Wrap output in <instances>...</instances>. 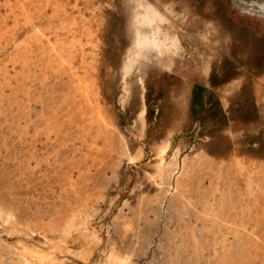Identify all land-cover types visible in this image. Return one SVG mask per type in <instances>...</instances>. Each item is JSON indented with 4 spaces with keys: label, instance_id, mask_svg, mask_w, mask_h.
<instances>
[{
    "label": "bare ground",
    "instance_id": "obj_1",
    "mask_svg": "<svg viewBox=\"0 0 264 264\" xmlns=\"http://www.w3.org/2000/svg\"><path fill=\"white\" fill-rule=\"evenodd\" d=\"M162 2V0H156L158 4H155L153 0H126L130 15V42L124 52L123 62L120 68L122 79V103L128 99L130 94L128 78L136 69L149 63H157L159 66L168 69L171 65L172 57L177 55L181 49L177 35L169 30V26H172L165 13L166 11L170 12V10L165 5L160 7ZM103 3L106 4L103 5ZM107 6H111L109 0H0V148L4 149L8 154L9 151H11L9 149L10 146L13 148L15 145H20L23 149L26 148V154L23 156L24 165L20 162V166L22 164L23 170L30 171L31 176L38 172V174H42L41 177H45V172L49 169V172L53 173L55 183L62 188L61 192L66 197L64 202L66 204L69 201L68 196L69 193H71L70 191L74 190V188L79 185L77 179L72 176L73 170H76L78 174H76V176H78V178H80L81 175L82 177L84 175L88 178V175L90 176L92 172V168L96 169L97 164L103 167V165L107 163L105 157L115 152V147H117L115 145L116 140L119 141V157H124L130 163L137 162L143 152L139 149L136 154L133 155L127 151L126 143L124 144L123 139L117 138L116 136V127L106 107L101 66L104 65L102 64V46L105 44L103 43V33L105 23L104 14L106 13ZM106 49L108 48L105 47V51ZM138 82L140 85H143L144 81L139 78ZM35 104L39 105V111L35 112L33 115L32 112L36 108V106L33 108V105ZM146 108L145 105L142 104L141 108H138L139 112L136 116L141 122L142 127L144 126L145 113L148 111H146ZM113 109L115 110V107ZM69 128H76L78 138L81 139L86 148L81 158L84 157L83 160L87 162L90 157V160H92L90 165L86 163L88 166L83 168H81V164H76L77 166H74L75 155L70 158L67 155H63L64 157L62 159L59 158L60 150L65 152L62 147L67 146L66 139ZM71 137L73 136L71 135ZM89 138H92V142L90 143L88 142ZM61 140L62 142L59 143ZM77 141L79 142V140ZM101 141L102 144L100 143ZM238 144L240 145V143ZM167 147V141H163L157 146V164L154 174L150 176L152 178L151 180H154L158 186H162L166 181L169 182L171 179H175L174 188L177 189L176 192H178L182 200L181 213H179L180 215L177 221L178 224H175L178 230L174 231L175 233H173L172 238L169 237L170 243L171 245L173 244L174 247L172 251H174L177 260L170 257L169 262L171 264H180L178 259L181 260L184 254V256H189H186L187 260H185V262L187 261V264H251V261L258 258L259 254L263 256L264 161L260 160L258 157L247 159L232 154L230 159L221 160L219 163H216L213 158L209 157L210 154L208 156L203 151L200 152L196 158L192 159V161H188L185 158L177 159L176 152L173 154V160L169 161L167 158V161L165 158ZM43 148L45 149L43 150ZM115 153L117 154V152ZM91 154H94V156L92 155L91 157ZM5 162L7 161L5 160ZM80 163H82V161H80ZM43 166L46 168L45 171L42 169ZM194 166L196 169L193 168ZM17 174L19 175V172ZM109 175H112V173ZM105 177L103 176L102 178ZM205 179H207V182H205ZM47 181L46 179V182ZM103 181L101 179V183ZM40 182H42V178ZM76 183L78 184L77 186ZM105 184L104 182L101 186H105ZM84 186L85 184L83 185V189L85 188ZM93 186L95 187V185ZM80 187L81 186H79V188ZM168 188H170V185ZM95 191L97 192L99 190H94V192ZM166 191L167 190H165V193ZM4 192H7L6 189ZM74 192H76V189ZM82 194L83 193H80V196ZM95 194L96 193L92 196H95ZM86 195L88 194L86 193ZM22 198L24 200V197ZM25 198L27 199L26 196ZM95 201L97 200L95 199ZM136 202L138 203L137 200ZM28 205L29 203H27L26 207ZM83 207L85 208V205ZM59 208L61 209L62 207ZM64 209H66V207H64ZM87 210L85 212L82 211L83 214H81L80 211L77 213L73 212V214L71 213L69 215L64 213V216H66L63 218L62 222H60L61 224L55 222L56 219H53L54 221L39 222L37 228L42 230L43 236L49 233L56 234L59 238L58 240H60L59 243H55L58 242V240H53L55 236H53L51 241L50 239H44L47 241L45 244L49 249L47 251L42 250L40 247L39 249H35L36 247L34 248L33 246L30 247L21 244L17 250H9L8 254L13 257L12 260L9 261V264H63L59 261V263L55 262L56 258L52 256V251H56L62 244L67 245L69 240L82 242L84 246L81 245V250L75 253H69L75 254L83 261H87L92 248L98 245L99 242L98 234L89 228V219L91 217ZM187 210L191 211L190 215ZM18 211L19 210H17V212ZM150 212L148 211V213ZM93 213H95V209ZM20 215L19 217H21ZM186 215H188V217ZM184 216L187 218H184ZM6 217H8L6 219V221H8L9 218L12 219L13 215L8 213ZM54 217L52 216V218ZM133 219L134 218L131 220ZM137 219H139V217ZM12 220L14 222L15 219ZM5 224H8V222ZM33 226H37V223ZM14 227L15 225L11 226L12 230ZM127 227L130 228V223H128L125 228L127 229ZM15 232H24V235H29V233L32 232L31 226L23 230L18 229V231ZM141 236L143 237V234ZM25 239L26 238H24V240ZM111 243L113 244V241H111ZM136 243L137 242H135V245L137 247ZM58 244H60V246H58ZM168 247L170 246L168 245ZM72 254H69L70 257ZM57 255L61 256L60 253ZM134 260H136V258ZM131 263L130 254H122L115 249H111L107 253L103 262V264Z\"/></svg>",
    "mask_w": 264,
    "mask_h": 264
},
{
    "label": "rangeland",
    "instance_id": "obj_2",
    "mask_svg": "<svg viewBox=\"0 0 264 264\" xmlns=\"http://www.w3.org/2000/svg\"><path fill=\"white\" fill-rule=\"evenodd\" d=\"M162 1V4L159 5L160 7L165 5L170 10V12L166 11L165 13L172 26H169V30L177 35L181 49L177 55L172 57L171 65L168 69L159 66L157 63L144 64V66L136 69L137 71L135 70L128 78L130 94L124 103L121 102L122 79L120 68L124 52L130 42V15L126 0H109L111 6L106 7V13L104 14L103 43L105 44L102 46V64L104 65L101 66V74L104 80L103 92L106 107L116 127L117 138L123 139L130 154L134 155L141 149V152L143 151L141 159L139 158L135 163H130L124 157H119V141L116 140L115 145L118 148L115 147V152L117 154L114 152L105 157L107 163L103 167L99 164H97V167L95 165L96 169L92 168V172L90 176L88 175V178L84 175L78 178L76 170H73L72 176L77 179L79 185L76 183V186H78L74 188L77 193L74 190H71V193H69V204L67 203L69 208L64 203L66 197L61 192L62 188L55 183L53 173L49 172V169L47 171L48 174L45 172L47 182L45 177H41L42 174L36 172L31 176L30 171L23 170V156L26 154V148L23 149L20 145H15L13 148H11L12 146H8L11 150L9 154L0 148V223L2 224H0V264H9V261L13 258L8 254L9 250H17L21 244L36 247L35 249H39L40 247L42 250H49L47 245L45 246L46 240L50 239L51 241L53 236H55L54 241H57L59 238L53 233L43 236L42 230L37 228L39 222L56 219L55 222L61 224L60 222H62L67 214L77 213L78 211L83 214L87 209H89L87 211H89L91 217L89 219V228L98 234L100 244L98 242L97 247L94 246L92 248L91 256L89 255L87 261H83L75 254H72L82 249L84 245L81 241L69 240L68 246L62 244V247L58 244L60 246L58 249L61 252L58 249L52 251V256L56 258V263L59 261L63 264H103L107 253L111 249H115L119 253L130 254L131 264H171L169 258L171 257L174 260H177V258H175V253L172 251L174 247L170 243V238L175 233L174 231L178 230L176 225L178 224L179 213H181L182 200L178 192H176L177 189L174 188L175 179H171L169 182L166 181L164 183L165 186L164 184L162 185L164 188L158 186L154 180H151L150 175L154 174L157 164V146L163 141L168 142L165 155L167 161L168 159L169 161L173 160L175 152L177 153V159L185 158L188 161H192L202 151L208 156L210 154L209 157L213 158L216 163H219L221 160L230 159L232 154L247 159L258 157L264 161V0ZM153 2L158 4L156 0H153ZM105 47L108 48L106 51ZM139 78L144 81L143 85H140L138 82ZM142 104L145 105V108L147 107L146 111L148 110L144 116L143 127L136 117ZM35 106L36 108L32 112L33 115L39 111V105L35 104L33 108ZM112 107H115V110ZM77 138L76 128H69L66 139L68 147H62L65 152L60 150L59 158L62 159L63 155H67L69 158L75 155L74 166L81 164V168H83L90 165L92 160L89 157L86 162L83 160L84 157L81 158L86 148L81 139ZM91 139H88L89 143L92 142ZM77 140H79L80 144ZM61 142L62 140L59 143ZM70 143L73 144L71 145ZM100 143L102 144V141ZM92 155L94 156V154H91V157ZM79 159L82 163H80ZM20 162L23 163V165L21 164L22 167L20 166ZM193 168L196 169L195 166ZM42 169L45 171L46 168L43 166ZM18 172L19 175L17 174ZM111 173L112 175H109ZM101 176H106V179ZM41 178L43 183L40 182ZM101 179L105 181L101 183ZM104 182L106 183L105 186H101ZM205 182H207V179H205ZM84 184L85 188L83 189ZM169 185L170 188H168ZM79 186L81 187L79 188ZM3 188L7 192H4L5 189ZM93 189L99 190L100 193L99 191L94 192ZM161 190L165 196L161 193ZM165 190H167L166 193ZM93 192L96 193L95 196H92L94 195ZM80 193L83 194L80 196ZM22 197H24V200ZM25 201L29 203L27 207ZM84 205L85 208L83 207ZM59 207L62 208L60 209ZM15 209L20 212L18 211V213ZM94 209L95 213L98 209L96 214L93 213ZM188 212L190 215L191 211ZM8 213H11L13 215L12 219L16 221L14 220L13 222L10 218L6 221ZM64 213L67 214L64 216ZM52 216L55 217L52 218ZM131 216L134 218L133 220H131ZM186 216L188 217V215ZM138 217L139 219H137ZM7 222L8 224H5ZM36 223L37 226H33ZM128 223H130V228L127 227L126 229L125 227ZM13 225H15L13 229L15 231L31 226L32 232L29 235H24V232H15L11 228ZM142 234L144 238L141 236ZM41 237L43 240H46L43 241ZM24 238H26V241ZM59 241L55 243H59ZM111 241H113V244ZM135 242H137V247ZM57 252L61 256H58ZM69 254H72L71 257ZM259 255L258 258L253 260L251 258V264H264V255ZM186 256L183 254L181 260L178 259V262L180 261V264H187L185 260L189 256ZM134 257L136 260H134Z\"/></svg>",
    "mask_w": 264,
    "mask_h": 264
}]
</instances>
